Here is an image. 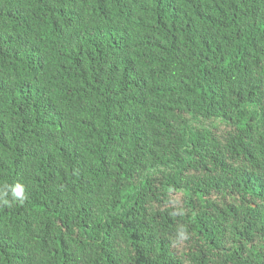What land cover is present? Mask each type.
Instances as JSON below:
<instances>
[{
    "label": "trees",
    "instance_id": "trees-1",
    "mask_svg": "<svg viewBox=\"0 0 264 264\" xmlns=\"http://www.w3.org/2000/svg\"><path fill=\"white\" fill-rule=\"evenodd\" d=\"M0 264H264V0H0Z\"/></svg>",
    "mask_w": 264,
    "mask_h": 264
},
{
    "label": "clouds",
    "instance_id": "clouds-1",
    "mask_svg": "<svg viewBox=\"0 0 264 264\" xmlns=\"http://www.w3.org/2000/svg\"><path fill=\"white\" fill-rule=\"evenodd\" d=\"M14 196L17 198H22L23 197V186L20 184H17L13 189H12Z\"/></svg>",
    "mask_w": 264,
    "mask_h": 264
}]
</instances>
